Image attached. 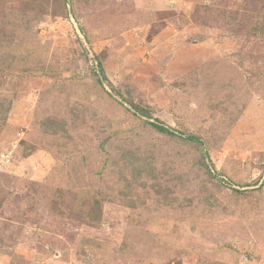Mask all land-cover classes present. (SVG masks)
Segmentation results:
<instances>
[{
    "label": "rangeland",
    "instance_id": "374dc122",
    "mask_svg": "<svg viewBox=\"0 0 264 264\" xmlns=\"http://www.w3.org/2000/svg\"><path fill=\"white\" fill-rule=\"evenodd\" d=\"M0 264H264V0H0Z\"/></svg>",
    "mask_w": 264,
    "mask_h": 264
},
{
    "label": "trees",
    "instance_id": "16d2710c",
    "mask_svg": "<svg viewBox=\"0 0 264 264\" xmlns=\"http://www.w3.org/2000/svg\"><path fill=\"white\" fill-rule=\"evenodd\" d=\"M153 127L157 128L158 131H159L160 133H165V134H168V135H173V133H172L169 129H167V128L159 127V126H156V125H154V124H153ZM189 139H191V138H189ZM119 201H120V200H119ZM125 205L128 206V207L131 206V205H129V203H125ZM94 215H95V214H94ZM97 216H98L99 218H101L100 215H97V214H96V216H95L96 218H93V221H94V222L100 221L99 218H98Z\"/></svg>",
    "mask_w": 264,
    "mask_h": 264
}]
</instances>
